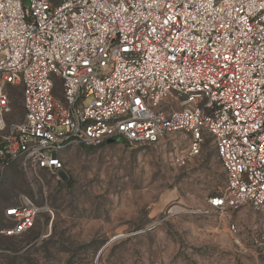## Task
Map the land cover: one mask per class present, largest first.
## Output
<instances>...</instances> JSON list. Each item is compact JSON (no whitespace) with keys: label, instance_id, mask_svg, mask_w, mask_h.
I'll return each instance as SVG.
<instances>
[{"label":"built area","instance_id":"2783aa9c","mask_svg":"<svg viewBox=\"0 0 264 264\" xmlns=\"http://www.w3.org/2000/svg\"><path fill=\"white\" fill-rule=\"evenodd\" d=\"M14 87L24 118L9 123ZM172 134L192 157L211 137L226 175L212 208L264 213V0H0V176ZM46 210L21 196L0 234L29 233Z\"/></svg>","mask_w":264,"mask_h":264},{"label":"rangeland","instance_id":"374dc122","mask_svg":"<svg viewBox=\"0 0 264 264\" xmlns=\"http://www.w3.org/2000/svg\"><path fill=\"white\" fill-rule=\"evenodd\" d=\"M9 94V123L21 122V88ZM61 158L60 173L15 162L0 176V231L21 196L47 208L29 233L0 234V264H264V213L210 206L226 183L211 137L196 157L189 137L172 134L155 145L72 147Z\"/></svg>","mask_w":264,"mask_h":264},{"label":"trees","instance_id":"16d2710c","mask_svg":"<svg viewBox=\"0 0 264 264\" xmlns=\"http://www.w3.org/2000/svg\"><path fill=\"white\" fill-rule=\"evenodd\" d=\"M115 142H123V143H126V144H128L126 141H124V140H115ZM91 149H94V148H91Z\"/></svg>","mask_w":264,"mask_h":264},{"label":"water","instance_id":"95a60500","mask_svg":"<svg viewBox=\"0 0 264 264\" xmlns=\"http://www.w3.org/2000/svg\"><path fill=\"white\" fill-rule=\"evenodd\" d=\"M112 143H115V140H110V141L108 142V144H112Z\"/></svg>","mask_w":264,"mask_h":264}]
</instances>
